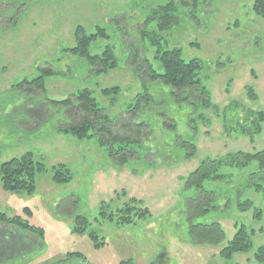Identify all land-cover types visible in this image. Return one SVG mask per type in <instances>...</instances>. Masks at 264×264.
<instances>
[{
  "label": "rangeland",
  "instance_id": "rangeland-1",
  "mask_svg": "<svg viewBox=\"0 0 264 264\" xmlns=\"http://www.w3.org/2000/svg\"><path fill=\"white\" fill-rule=\"evenodd\" d=\"M169 1H1L12 3L10 9L0 5L8 9L5 16L17 18L9 24L0 12V164L32 153L44 166L35 176V191L30 195L7 193L0 185V213L20 216L44 233L41 242L28 232L15 231L21 245L5 255L9 259L3 264H61L72 255L81 264H257L253 255L264 244V220H253L252 210L241 213L235 204L248 199L264 210V195L244 188L252 167L233 170L230 179L211 186L220 196V205L230 197L226 211L207 218L219 221L225 233L223 243L199 246L190 239L184 203L187 177L202 161L264 149V119L261 130L251 136L234 129L238 119L264 115V18L253 10L255 0H198L197 8L174 12L177 22L162 30L156 26L159 13L154 9ZM149 17L152 20L143 27ZM79 26L86 35L98 27L106 31L108 38H99L88 52L99 56L111 47L117 60L114 69L97 73L85 58L68 52L76 46L74 34ZM174 49L184 61L197 60L201 65L198 78L211 105L192 110L194 131L178 122L179 134L196 147L191 157L180 149L171 151L170 137L155 129L146 142L158 148V153L147 151V143L133 144L134 158L119 164L109 156L108 147L98 144L97 137L76 140L58 130L69 124L67 110L49 101H63L87 89L117 124L112 128L116 136H135L134 129L127 128L133 123L126 119V111L138 95L158 93L149 70L162 73L156 57ZM43 70H50L51 75L45 78L39 97L16 87ZM113 88L119 89L117 94L102 95V90ZM184 115L182 111L178 116L182 119ZM68 116L72 124L79 119L74 112ZM152 119L150 115L148 123L154 125ZM119 145L113 144V149ZM59 164L69 169L70 183L52 181L53 168ZM131 199L148 210L143 220L121 226L116 219H100L102 206L107 207L106 214L114 215ZM76 216L89 223L83 234L74 231ZM234 224L256 231L251 236L252 249L224 259L220 251L235 234ZM90 233L96 234L97 241ZM15 242L7 238L0 249L11 251L18 247ZM70 262L77 264L73 259Z\"/></svg>",
  "mask_w": 264,
  "mask_h": 264
},
{
  "label": "trees",
  "instance_id": "trees-1",
  "mask_svg": "<svg viewBox=\"0 0 264 264\" xmlns=\"http://www.w3.org/2000/svg\"><path fill=\"white\" fill-rule=\"evenodd\" d=\"M1 1L2 0H0L1 6L7 5L9 6L8 9L12 7V3ZM197 1L198 0H170L161 6H157L154 9V11L159 13L156 26L162 30L169 28L170 25L175 24L178 20V17L173 14L174 12L180 11V8H182V10L189 8L195 9L197 8ZM174 2L177 3L175 4ZM8 9L0 8L3 17ZM16 10L18 12L19 9ZM253 10L264 18V0H255ZM14 18L16 19L17 16L8 17L6 22L11 24V21L15 20ZM151 20L152 17L145 19L142 26L148 25ZM126 25L128 24L126 23ZM123 27L121 26V28ZM74 36L76 46L72 49H68V52L72 55L85 58L91 66L96 67L95 72L105 73L117 66L114 51L109 46L105 47L99 56H91L88 52L90 45L99 38H108L104 29L98 27L95 33L86 35L84 29L79 26L76 28ZM135 58L138 60V57H134V60ZM156 59L162 68V73H156L150 69L149 78L150 81L158 85V93L155 95H138L134 99L133 104H130L126 111V114L129 115L126 119L131 120V123H133L131 126L128 125L127 128H133L134 134H136L135 136H116L112 128L116 127L117 124L114 126L112 120L109 119L107 114L104 113V110L98 106L92 93L87 89H83L76 95L69 96L68 99L63 101H49V103L55 107H61L67 110L69 124H66L58 130L76 140H90L93 137H97L98 144L101 147H108L106 151L109 152V156L113 159L115 158L119 164H123L134 158L136 152L133 151L131 147L133 144L147 145V147L149 146V150L147 151L158 153V148H154L151 143H147L149 140L151 141L150 136L154 134L155 129L160 130L163 134H167L170 137L169 148L172 149L171 151L180 149L185 151L187 158L191 157L196 147L192 142L184 140V134H179L178 122L183 121L192 132L194 131L191 124L193 119L190 117L193 114L191 113L193 112L192 110L197 108V106L202 109H208L211 106L209 104L207 92L202 86L201 80L198 78L201 65L197 60L184 61L181 52L177 49L162 52ZM50 75V70H43L40 76L30 81L22 80L16 84V87L26 89L28 94L33 98L39 97L44 91L45 78ZM118 91V88L104 89L102 90V95L108 96L111 93L117 94ZM40 111H42V107ZM182 111L185 112V115L181 119L178 115L179 112ZM72 112L79 115V119L74 124H72L68 116V114ZM142 114H144V117L139 118L138 116ZM150 115L151 118H153L152 121L154 120V125L148 123ZM118 118L116 120H118ZM263 119L264 115L262 113L245 116L242 122L238 119L234 129L240 132V134L251 136L261 130L260 125ZM39 120L42 122L41 119ZM226 131L229 133L228 130ZM145 133L147 136H144ZM113 144H124V146L119 145L115 150L113 149ZM249 167L252 168L249 170L250 172L245 180L246 184L244 188L251 189L257 194L264 195V149L254 154L236 153L227 155L226 157L204 160L200 163L199 167L188 175L185 185L188 190V195L184 203V213L189 225L188 235L195 244H199V246L219 245L224 242L225 233L219 221L216 219L208 221L207 218L212 214L218 215L221 212L223 213L224 210L226 211V207L230 205V197H226V202L220 205V196L211 189V186L230 179L233 170L246 171ZM226 169H228L230 173L225 175L222 173V170ZM42 171H44V166L35 160L32 153H26L18 158H12L0 164L1 188L4 192L11 194L25 193L30 195L35 191V176ZM71 180V173L65 165L59 164L53 168L52 181L55 184H68ZM137 204L138 201L131 199L123 207L119 208L114 215L109 212V214H106V211H108L106 210L107 207L102 206L98 215L103 221L113 222V220L116 219L117 225H131L134 219L143 220L149 215L147 209H141ZM235 204L236 208L241 213L252 210L253 220H264V210L262 211L255 208L251 200H236ZM25 214L29 216L30 211L25 209ZM215 218H217V216H215ZM88 224L89 223L84 217L76 216L74 219V231L83 234L86 232L89 226ZM0 228L3 229H0V244L3 241H7V238H14L18 246L17 248L13 247L11 251L5 248V251L0 249V264L8 260L10 254L19 249V244L21 245L22 241L17 238L18 236H16L15 231L18 233L20 232V234L28 232L41 242L44 237L42 229L30 226L28 222L23 220L20 216L8 217L0 213ZM234 228L235 234L232 239L220 251V256L224 259H230L234 254L246 253L252 249L251 236L256 233V231H248L244 225L237 224H234ZM261 231L262 229L258 230V232ZM89 236L94 241H97L96 234L90 233ZM96 247H99V244H96ZM5 255L9 256L6 257ZM253 256L257 264H264V244L256 249ZM68 258L63 262L72 259L76 261L77 264L81 262L80 258L77 256L74 257V255ZM121 264L132 263L127 261Z\"/></svg>",
  "mask_w": 264,
  "mask_h": 264
},
{
  "label": "flooded vegetation",
  "instance_id": "flooded-vegetation-1",
  "mask_svg": "<svg viewBox=\"0 0 264 264\" xmlns=\"http://www.w3.org/2000/svg\"><path fill=\"white\" fill-rule=\"evenodd\" d=\"M61 264H72L70 261H67V262H63Z\"/></svg>",
  "mask_w": 264,
  "mask_h": 264
}]
</instances>
